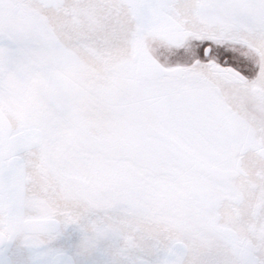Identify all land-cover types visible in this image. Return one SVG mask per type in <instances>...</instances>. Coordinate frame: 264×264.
<instances>
[{
	"label": "snow or ice",
	"instance_id": "snow-or-ice-1",
	"mask_svg": "<svg viewBox=\"0 0 264 264\" xmlns=\"http://www.w3.org/2000/svg\"><path fill=\"white\" fill-rule=\"evenodd\" d=\"M9 250L264 264V0H0Z\"/></svg>",
	"mask_w": 264,
	"mask_h": 264
},
{
	"label": "rangeland",
	"instance_id": "rangeland-1",
	"mask_svg": "<svg viewBox=\"0 0 264 264\" xmlns=\"http://www.w3.org/2000/svg\"><path fill=\"white\" fill-rule=\"evenodd\" d=\"M77 242H78V234L71 233L69 236L60 240L58 243L59 245L71 251L73 250ZM12 255L17 256L18 258H22L27 254L21 251L13 252L12 250L6 251L4 253H0V264H8V259ZM102 259L103 258L98 257L96 255H93L91 257H81L78 259V264H101Z\"/></svg>",
	"mask_w": 264,
	"mask_h": 264
}]
</instances>
